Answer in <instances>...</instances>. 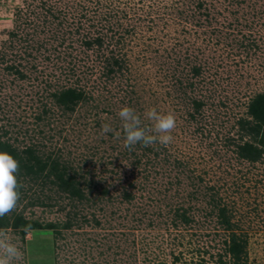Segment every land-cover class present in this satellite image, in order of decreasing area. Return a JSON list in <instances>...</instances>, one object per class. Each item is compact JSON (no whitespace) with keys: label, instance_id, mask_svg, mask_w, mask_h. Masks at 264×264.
<instances>
[{"label":"rangeland","instance_id":"rangeland-1","mask_svg":"<svg viewBox=\"0 0 264 264\" xmlns=\"http://www.w3.org/2000/svg\"><path fill=\"white\" fill-rule=\"evenodd\" d=\"M96 36L102 45L87 48ZM69 87L85 94L73 111L53 96ZM260 93L264 0H0V139L58 158L84 190L77 201L22 180L12 211L57 228L23 240L7 229L16 264L228 262L222 207L246 264H264V153L236 155L249 139L238 122ZM122 106L146 126L148 109L172 112V141L126 149Z\"/></svg>","mask_w":264,"mask_h":264},{"label":"trees","instance_id":"trees-1","mask_svg":"<svg viewBox=\"0 0 264 264\" xmlns=\"http://www.w3.org/2000/svg\"><path fill=\"white\" fill-rule=\"evenodd\" d=\"M84 45L89 48L93 45L101 46L102 39L96 36L94 39L85 40ZM111 65L119 68L120 63L113 59ZM12 69V68H11ZM194 74H199L198 68H193ZM19 74V72H17ZM108 74L113 73V69L108 68ZM20 77L22 75L20 74ZM55 102L58 106L63 107L66 111H73L74 107L80 101L85 99V94L82 90L75 87L65 88L53 94ZM194 111L197 112L201 107L200 101L193 102ZM247 118L239 120L238 124L243 135L249 137L248 140L237 144L236 155L238 158L255 163L264 153V93L255 95L247 104ZM243 136H241L242 139ZM0 151L8 152L14 159L19 162V171L17 174L18 182L22 185L19 188V200L24 193L23 179L28 178L32 181L49 180L59 190L66 193L69 198L80 201L84 198V190L75 174L69 173L66 163L58 158L51 156L43 157L39 155L35 148L25 147L23 149L16 148L8 140L0 139ZM106 194L104 190L102 192ZM126 199H130V195H125ZM18 200V201H19ZM183 224H188L190 218L183 212L179 215ZM219 223L226 231H229L227 238L224 240L225 251L224 255L229 256L228 262L222 261L223 255H219L218 264H246V240L243 237L236 235L233 232V225L230 221V216L227 215L225 208H220L218 213ZM63 228H69L70 223L62 225ZM57 225L48 223L45 225L37 221L25 218L21 213L11 211L6 216L0 217V229H11L18 232L21 239L25 238L27 231L55 229Z\"/></svg>","mask_w":264,"mask_h":264},{"label":"clouds","instance_id":"clouds-1","mask_svg":"<svg viewBox=\"0 0 264 264\" xmlns=\"http://www.w3.org/2000/svg\"><path fill=\"white\" fill-rule=\"evenodd\" d=\"M122 121L123 146L131 150L138 143L147 147L154 143L169 144L173 137L172 132L176 127V116L172 112L161 113L156 108L146 112V119L151 122L146 126L141 116L131 107L122 106L118 112ZM102 131L106 134L113 131L110 124L105 123ZM120 138V133H116ZM19 162L8 152L0 151V217L6 216L14 210L19 200L17 174ZM23 257V253L14 243L10 234L0 229V264H16Z\"/></svg>","mask_w":264,"mask_h":264}]
</instances>
